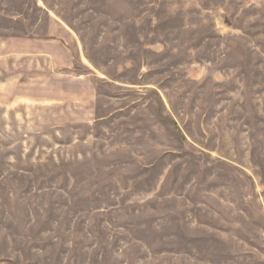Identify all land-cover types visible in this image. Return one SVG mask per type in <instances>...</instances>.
I'll return each mask as SVG.
<instances>
[{
  "label": "rangeland",
  "instance_id": "rangeland-1",
  "mask_svg": "<svg viewBox=\"0 0 264 264\" xmlns=\"http://www.w3.org/2000/svg\"><path fill=\"white\" fill-rule=\"evenodd\" d=\"M0 264H264V0H0Z\"/></svg>",
  "mask_w": 264,
  "mask_h": 264
}]
</instances>
